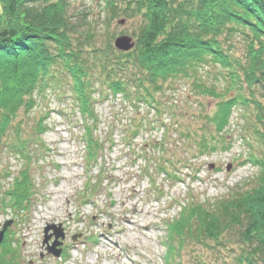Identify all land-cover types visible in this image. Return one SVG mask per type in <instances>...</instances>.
Instances as JSON below:
<instances>
[{"label":"trees","instance_id":"obj_1","mask_svg":"<svg viewBox=\"0 0 264 264\" xmlns=\"http://www.w3.org/2000/svg\"><path fill=\"white\" fill-rule=\"evenodd\" d=\"M75 1L0 0V153L6 149L25 162L2 193L0 205L23 221L39 192L35 172L48 127L41 121L32 129L23 118L35 110L38 97L51 93L61 103L69 101L74 117L82 119L88 172L102 165L107 145L111 150L115 143L111 136L98 135L97 105L120 98L134 117L111 133L120 130L130 148L141 133L163 131L160 139L145 143L157 155L146 162L178 182L188 164L193 165V152L202 158L230 149L225 132L234 110L242 107V136L256 143H248L249 162L258 170L254 185L204 206L189 199L168 231L171 238L178 237L181 248L205 240L221 245L232 235L240 244L234 264H264V0H103L110 24L120 16L138 21L136 46L128 53L114 47L115 33L98 44L90 25L85 27V19L74 13ZM237 48L242 56L235 54ZM205 67L218 70L225 82L222 90L200 76ZM192 79L201 97L216 102L214 113L180 115L167 100L173 84ZM59 114L70 120L63 111ZM167 114L172 117L166 122ZM185 116L201 125H184L180 119ZM183 145L192 147L191 154L181 150ZM146 170L148 175L152 167ZM96 189L88 185L87 195ZM12 234L0 244V264L25 260L13 248Z\"/></svg>","mask_w":264,"mask_h":264},{"label":"rangeland","instance_id":"obj_2","mask_svg":"<svg viewBox=\"0 0 264 264\" xmlns=\"http://www.w3.org/2000/svg\"><path fill=\"white\" fill-rule=\"evenodd\" d=\"M107 7L103 0H76L73 11L85 19V27L90 25L98 44H104L114 33L116 37L122 33L133 37L138 21L130 20L120 25L118 22L124 18L120 16L110 24L105 18L109 12ZM242 52L237 48L235 54L242 56ZM209 71V67L201 68L200 76L208 85L222 90L225 82L220 80L218 70ZM194 82L193 79L176 82L167 93V100L174 102L180 115H199L205 110L214 113L216 102L201 97ZM37 102L29 117L23 118L32 129L41 121L48 127L42 136L43 158L38 161L40 168L35 172L40 190L38 201L29 218L18 223L20 226L10 211L0 209V231L6 222L13 221L9 229L14 233L9 237L14 240L13 248L25 259L23 264H234L240 244L232 235L221 245L205 240L203 244L187 243L181 248L178 237L171 238L167 227L169 221L179 217L180 204L187 205L189 199L204 206L226 198L234 189L254 185L258 170L249 162L251 146L248 143L255 146L256 143L249 138L245 141L242 136L245 127L242 107L234 110L225 132L229 150L198 158L196 153L189 152L191 146L181 147L196 158L193 165L188 164L189 169H185V176L178 182L160 175L156 171L157 165L146 162L157 155L151 154L155 153L154 148L145 143L160 139L163 131L141 133L130 148L123 144L120 130L111 133L114 126L130 124L134 117L132 109L123 105L120 98L97 106L101 121L98 135L103 139L111 136L115 143L111 150H107V145L101 167L99 165L90 174L85 170L82 119L74 117L70 102L61 103L51 93L38 97ZM62 111L70 120L59 114ZM171 117L165 115L166 122ZM180 121L194 129L201 125L191 116ZM175 139L174 136L173 141ZM143 149L147 153H142ZM24 163L6 149L0 153V198L24 168ZM148 167H152V171L145 175ZM7 172L11 173V178H4ZM88 185H95L97 192H93L92 200L85 204ZM124 202L126 206H123ZM134 208L138 210L136 214L132 211ZM126 215L136 223H124ZM142 225H150V229L143 233ZM59 230L65 237L55 248L61 255L57 259L50 249H53L55 233Z\"/></svg>","mask_w":264,"mask_h":264},{"label":"water","instance_id":"obj_3","mask_svg":"<svg viewBox=\"0 0 264 264\" xmlns=\"http://www.w3.org/2000/svg\"><path fill=\"white\" fill-rule=\"evenodd\" d=\"M125 20H121L118 23L120 25H124L125 24ZM114 46L115 48L120 51V52H130L132 51L135 46H136V41L134 39V37L128 36L126 34L124 35H120L115 39L114 42ZM232 167V165L229 166L228 170H230ZM213 168V166L211 167ZM10 222L5 223V225L3 226L2 231H0V243L3 241L5 233L8 229V227L10 226ZM55 238H56V242L53 245V249H50V252H52V254H54L55 256H59L60 252H56L55 248L59 245H61L58 241L60 238H64V234L62 232V230L56 231L55 233ZM49 240V237L46 238V242Z\"/></svg>","mask_w":264,"mask_h":264},{"label":"bare ground","instance_id":"obj_4","mask_svg":"<svg viewBox=\"0 0 264 264\" xmlns=\"http://www.w3.org/2000/svg\"><path fill=\"white\" fill-rule=\"evenodd\" d=\"M114 42H115V40H114ZM115 47V46H114ZM125 53H128V52H125ZM134 194L136 195V193H135V191H134ZM126 202H124V204H123V206H126V204H125ZM133 213L134 214H136V212H138V210L136 209V208H134L133 210ZM123 221H124V223L126 222V223H132V225H134L136 222H135V220L133 219V218H131L130 217V215H126L125 217H124V219H123ZM140 228L142 229V231H143V233L145 232V231H148L149 229H150V225H142V226H140Z\"/></svg>","mask_w":264,"mask_h":264}]
</instances>
